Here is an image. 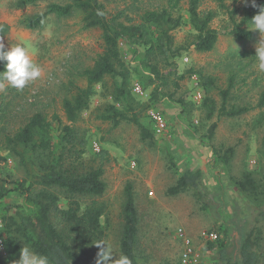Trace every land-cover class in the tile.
Instances as JSON below:
<instances>
[{"label": "rangeland", "instance_id": "obj_1", "mask_svg": "<svg viewBox=\"0 0 264 264\" xmlns=\"http://www.w3.org/2000/svg\"><path fill=\"white\" fill-rule=\"evenodd\" d=\"M99 1L107 18L119 16V21L125 24H139L145 12L168 4L167 0ZM245 1L226 2L227 9L222 10L214 0H201L200 11L214 13L210 27L218 38L211 52L198 53L190 46L194 32L189 25L173 31L175 46L188 48L175 58L172 67L162 68L167 81L150 110L162 114L166 132L157 134L155 131L156 144L141 141L137 127L132 124L123 122L112 128L110 123L97 119L99 112L111 101L108 92L113 81L106 79L103 85L92 88L91 106L81 114L77 127L86 132L87 160L101 149L107 151L103 175L106 192L99 201L107 205L101 222L106 231L105 241L111 245L115 257H119L123 193L130 184L139 217L137 255L140 264H180L183 242L177 234L178 229L185 231L199 264H211V257L204 250L206 240L203 235L213 231L215 224L228 229L232 251L247 231L259 226L263 232L260 264H264V223H256L253 206L232 184V179L239 180L245 173H250L258 184L264 185V107H257L264 92V73L256 70L254 57L260 34L248 27L243 29L251 32L250 40H237L232 34L235 25L240 23ZM69 2L50 0L19 9L16 0H0V25L8 26L7 34L0 38L2 50L7 52L11 47L22 46L42 69L40 77L29 81L22 90L3 82L0 130L11 133L35 113H42L49 120L57 115L65 123L62 101L73 92L71 84L81 88L86 86L80 74L92 67L103 51L99 29H83L79 14L70 18L49 16L41 30H28L22 25L25 18L44 12L49 4ZM187 3L188 0H180L175 15L180 14L186 19ZM134 48L138 54L142 53L140 47L124 42L119 44L122 60L132 71L131 87L139 85L144 92L143 96H135L136 103L143 104L148 101L153 86H147V79L142 74L148 76V73L140 67L137 56H133ZM134 69L139 72H133ZM231 80L233 88L227 107H247L250 111L236 118L218 117L215 113L207 120L204 97L213 99L218 110L222 101L220 92ZM149 111L143 114L148 122ZM211 124H216V130L212 140L208 141L206 133ZM228 148H233L234 154L229 165L224 167L215 161L212 149L223 153ZM167 153L173 157L178 174L187 169L202 172L200 189L215 204L217 221L208 211H200L191 192L173 197L167 195L168 188L178 177L168 168ZM0 154L5 155L1 149ZM5 171L15 179L23 176L13 158H8ZM19 203L20 199L12 195L1 206L12 211ZM86 264H96V258Z\"/></svg>", "mask_w": 264, "mask_h": 264}, {"label": "trees", "instance_id": "obj_2", "mask_svg": "<svg viewBox=\"0 0 264 264\" xmlns=\"http://www.w3.org/2000/svg\"><path fill=\"white\" fill-rule=\"evenodd\" d=\"M47 1L50 0H16V4L22 9ZM69 1L64 5L49 4L44 12L25 18L22 25L28 30H41L49 16L70 18L79 14L83 29L101 31L103 51L93 66L80 74L86 86L81 88L71 84L73 92L63 99L65 123L57 115L49 120L46 115L35 113L11 133L0 130V149L5 154H0V206L12 195L20 199L12 211L1 206L0 244L3 253L0 254V264H15L23 246H30L38 254L47 256L49 264H86L96 258L98 249L94 243L106 238L101 220L107 205L99 199L106 192L103 175L108 156L107 151L101 149L90 155L92 163L86 164L89 161L86 159V132L77 127L81 114L91 106L92 88L111 79L113 87L108 92L111 101L99 112L97 119L110 123L112 128L123 122L132 124L137 127L141 141L154 145V123L151 119V122L145 121L143 114H148L160 88L166 84L167 76L162 74V68L172 67L175 58L188 48L175 46L173 31L189 25L194 32L190 46L198 53L213 51L217 42L218 35L210 27L214 13H202L201 0H188L186 19L174 13L180 0H167V7L145 12L139 24H125L119 21V16L107 18L99 0ZM214 1L225 10L226 2L236 4L241 0ZM252 3L253 0L243 3L240 23L232 31L237 40L252 38L251 32L243 27H248L252 17L259 14L264 0H255L257 7H252ZM7 32L8 26L0 25V38ZM121 42L142 48L140 54L134 48L133 56H137L140 67L148 73V76L142 74L147 79V86H153L148 101L143 104L136 103L137 95L132 92V71L120 55ZM4 63H0V71L4 70ZM133 72L139 70L134 69ZM232 83L231 80L228 87L220 92L222 101L218 110L213 99L204 97L207 120H211L215 113L218 117L236 118L250 111L247 107H227ZM173 85L177 87L176 82ZM140 105V110H137ZM257 107H264V92ZM215 130L216 124H211L206 133L208 141L212 140ZM212 152L215 161L224 167L229 165L234 154L233 148L223 153L215 149ZM167 154L168 168L178 174L173 157ZM8 158L17 162L22 178L15 179L5 171ZM201 180L200 170L187 169L178 174L167 195L173 197L191 192L200 205V211H208L217 221L215 204L201 191ZM232 184L253 206L256 223H264V185L258 184L250 173H245L239 180L232 179ZM123 194L119 256L127 255L132 264H140L137 255L139 217L130 184L126 185ZM216 225L209 232L216 238L206 240L204 247L211 257V264H260L263 232L259 226L247 231L232 251L228 229Z\"/></svg>", "mask_w": 264, "mask_h": 264}, {"label": "clouds", "instance_id": "obj_3", "mask_svg": "<svg viewBox=\"0 0 264 264\" xmlns=\"http://www.w3.org/2000/svg\"><path fill=\"white\" fill-rule=\"evenodd\" d=\"M252 7H257L255 0ZM248 28L260 34V40L255 46V68L264 73V7H261L258 15L252 17ZM2 49L3 45H0V63H6H4V70L0 71V91L4 89L3 82L22 90L29 81L40 77L42 69L31 60L24 47L17 45L7 52ZM94 246L98 249L96 264H132L127 255L121 254L118 258L115 257L111 245L103 239L96 241ZM15 264H49V261L47 256L38 254L30 246H23Z\"/></svg>", "mask_w": 264, "mask_h": 264}, {"label": "built area", "instance_id": "obj_4", "mask_svg": "<svg viewBox=\"0 0 264 264\" xmlns=\"http://www.w3.org/2000/svg\"><path fill=\"white\" fill-rule=\"evenodd\" d=\"M132 92L137 96H143L144 94L142 88L139 85H134L132 87ZM149 117L151 121L154 123V128L157 134L166 132L165 119L160 112L155 110H150ZM177 234L183 242V250L180 253V257H179L180 264H199L198 257L195 254L191 241L188 239L185 231H183V229H178ZM203 236L205 240H210V241L216 238V235L214 233H206Z\"/></svg>", "mask_w": 264, "mask_h": 264}]
</instances>
